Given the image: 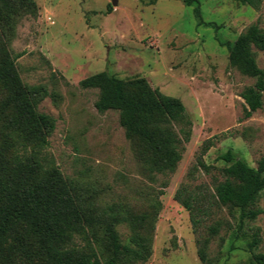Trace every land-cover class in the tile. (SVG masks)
I'll use <instances>...</instances> for the list:
<instances>
[{"label":"rangeland","instance_id":"rangeland-1","mask_svg":"<svg viewBox=\"0 0 264 264\" xmlns=\"http://www.w3.org/2000/svg\"><path fill=\"white\" fill-rule=\"evenodd\" d=\"M116 1L34 0L33 11L5 32L24 82L44 85L49 92L38 109L56 123L42 156L99 211L116 205L144 218L141 230L149 253L135 264H208L198 253V239L204 236H210V264H250L245 249L250 227L260 228L264 252V212L234 239L239 213L218 202L215 187L226 177L223 168L229 163L221 155L229 149L254 167L264 155V92L263 106L245 117L240 93L255 78L230 65L223 44L252 23L264 29V0L256 7L239 0ZM256 60L264 69V50L256 48ZM99 71L123 79L143 77L185 104L192 133L173 172L144 170L119 112L97 109L99 89L80 81ZM182 184L201 192L211 205L197 229L190 211L175 199ZM259 205L264 209V190ZM211 225L217 227L212 235ZM116 229L123 243L133 244L128 222Z\"/></svg>","mask_w":264,"mask_h":264},{"label":"trees","instance_id":"trees-1","mask_svg":"<svg viewBox=\"0 0 264 264\" xmlns=\"http://www.w3.org/2000/svg\"><path fill=\"white\" fill-rule=\"evenodd\" d=\"M182 1L193 5L199 0ZM239 1L255 7L259 4V0ZM33 7L34 0H0V264H30L36 258L44 264L145 261L149 244L141 230L144 218L122 212L116 205L99 211L89 196L41 154L56 123L52 115L38 109L49 92L44 85L24 82L5 42V32L10 34L14 23ZM195 13L200 16L198 8ZM223 44L228 47L230 65L255 78L240 93L245 101L244 116L249 117L263 106L264 69L257 63L256 48L264 50V29L252 23L234 41ZM80 84L99 89L95 102L99 111L119 112L144 170L169 173L176 169L193 126L180 98L152 87L143 77L123 79L107 71L91 74ZM221 158L229 164L223 168L226 177L216 185L215 196L219 203L238 211L239 226L233 232L237 239L245 234L243 225L264 212L259 205L264 155L256 167L231 149ZM175 199L190 211L195 229L210 214L211 205L201 199V192L186 184L177 189ZM124 221L132 228L133 244L123 243L116 229ZM249 231L245 249L250 264H264L260 228L250 227ZM209 232L216 233L217 227L209 226ZM209 241L210 236L198 239L199 256L208 264Z\"/></svg>","mask_w":264,"mask_h":264},{"label":"water","instance_id":"water-1","mask_svg":"<svg viewBox=\"0 0 264 264\" xmlns=\"http://www.w3.org/2000/svg\"><path fill=\"white\" fill-rule=\"evenodd\" d=\"M116 2H117L116 0H112V3H113V4H116Z\"/></svg>","mask_w":264,"mask_h":264}]
</instances>
